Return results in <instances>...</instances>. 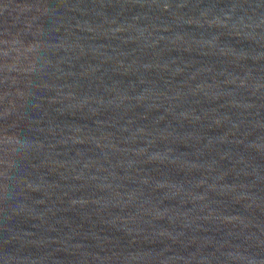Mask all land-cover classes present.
Returning <instances> with one entry per match:
<instances>
[{
  "label": "water",
  "instance_id": "obj_1",
  "mask_svg": "<svg viewBox=\"0 0 264 264\" xmlns=\"http://www.w3.org/2000/svg\"><path fill=\"white\" fill-rule=\"evenodd\" d=\"M0 264H264V0H0Z\"/></svg>",
  "mask_w": 264,
  "mask_h": 264
}]
</instances>
